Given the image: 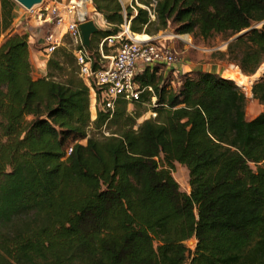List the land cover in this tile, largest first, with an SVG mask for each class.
Here are the masks:
<instances>
[{
	"label": "trees",
	"instance_id": "16d2710c",
	"mask_svg": "<svg viewBox=\"0 0 264 264\" xmlns=\"http://www.w3.org/2000/svg\"><path fill=\"white\" fill-rule=\"evenodd\" d=\"M155 1L91 0L108 25L91 50L125 23L137 41L248 30L224 55L246 76L264 64V0ZM17 6L0 0V264H264V111L246 120L243 86L191 71L172 90L160 66L145 68L138 100L91 119L78 47H59L35 78ZM251 94L264 106L263 80ZM148 107L155 117L138 123Z\"/></svg>",
	"mask_w": 264,
	"mask_h": 264
},
{
	"label": "built area",
	"instance_id": "2783aa9c",
	"mask_svg": "<svg viewBox=\"0 0 264 264\" xmlns=\"http://www.w3.org/2000/svg\"><path fill=\"white\" fill-rule=\"evenodd\" d=\"M90 4L91 0H43L35 6L36 10L33 7L27 11L33 14L32 18L40 25L52 27L62 33V36L55 32L47 33L44 38L43 50L48 58L63 46V33L69 36L74 47H78L74 56L79 77L94 93L95 103L98 92L99 107L112 113L118 99L138 100L141 91L134 81L137 74L145 68L173 65L176 60L168 46L154 43L151 38L137 41L130 37L129 23H125L122 31L115 36L103 38L95 51L86 49L78 26L88 17L86 7ZM155 4L156 1L152 0L151 7L154 8ZM147 11L153 19L152 11L148 8ZM110 52L113 54H109ZM150 115L155 117L153 113Z\"/></svg>",
	"mask_w": 264,
	"mask_h": 264
},
{
	"label": "rangeland",
	"instance_id": "374dc122",
	"mask_svg": "<svg viewBox=\"0 0 264 264\" xmlns=\"http://www.w3.org/2000/svg\"><path fill=\"white\" fill-rule=\"evenodd\" d=\"M132 0H120L123 8H126L131 4ZM80 3V2H79ZM35 10L37 7H34ZM88 19L92 14L91 4L87 7ZM20 14L23 18V26L26 27V31L29 33H34L37 38L44 39L47 33H52V27L46 25H40L37 23L33 14L20 6ZM260 26V24L255 25V27ZM147 36V35H146ZM154 40V43H161L163 45L171 48L173 56L175 57L176 63L173 65H161L159 68V73L165 78L166 83L172 90H176L180 83L181 75L183 71L191 68L192 71H212L217 72V75L232 80L234 83L242 84L244 87H239L246 97V109L245 118L247 121L253 120L260 113L264 111V106L260 105L256 100L252 98L251 88L252 85L257 81H264V64L257 70L253 76H246L241 73L239 68L235 63H232L224 55L227 49V44L229 41H225L221 35H216L207 41H203L199 38H192L189 35H177L175 34L173 27L168 28L165 31L160 32L156 36H147ZM184 38H187L186 40ZM139 39L147 38L141 37ZM138 39V40H139ZM63 46L73 48L74 44L69 36L63 33ZM35 50H42L43 46L41 40L39 43L35 44ZM109 54H113L110 52ZM180 72L182 74H180ZM191 72V71H190ZM235 85H237L235 83ZM249 90V91H248ZM98 103H95L94 93H90V114L91 119L95 118L96 108H98ZM147 113L138 120V123L144 119L152 118L150 115L149 107L147 108ZM133 107H129V111H132ZM82 144L85 142L82 141ZM173 178L179 184L180 190L184 193L189 194V174L188 170L175 163L174 171L172 173ZM196 241L194 239L186 242L187 248L192 252L195 248Z\"/></svg>",
	"mask_w": 264,
	"mask_h": 264
},
{
	"label": "crops",
	"instance_id": "0c3cea01",
	"mask_svg": "<svg viewBox=\"0 0 264 264\" xmlns=\"http://www.w3.org/2000/svg\"><path fill=\"white\" fill-rule=\"evenodd\" d=\"M129 6H131V4ZM90 19L94 20L99 30L108 29V25L104 21L103 16L98 13H95L94 10L92 11V14L90 15ZM12 28H13V33L27 34L28 43H29L30 60H31L32 67H33V75L35 78L44 77L46 75V63H47L48 57L45 55L43 49L41 51L39 49L35 50L36 48L35 44L39 43L40 40H41L42 46L44 47V39H39L34 33H29L26 31V27L23 26V18H22V14H20L19 5L16 7L14 11V20H13ZM52 32H55L56 34H60V32L57 29H52ZM60 35L62 36V33ZM187 71L190 72L192 70L191 68H189ZM205 72L217 74V72H212V71H205ZM182 73H186V71H183ZM182 73L180 72V74ZM152 102H153V99H152Z\"/></svg>",
	"mask_w": 264,
	"mask_h": 264
},
{
	"label": "water",
	"instance_id": "95a60500",
	"mask_svg": "<svg viewBox=\"0 0 264 264\" xmlns=\"http://www.w3.org/2000/svg\"><path fill=\"white\" fill-rule=\"evenodd\" d=\"M19 6L23 7L26 10H30L33 7L39 5L42 3L43 0H14ZM79 31L81 34V39H82V44L83 46L91 50V38L94 34H96L99 31V28L95 24L94 20L92 19H84V22L80 23L79 26ZM248 30H245L243 32H240L233 38L229 40L228 43L233 42L237 40L238 38L242 37L244 34H246ZM133 34V33H132Z\"/></svg>",
	"mask_w": 264,
	"mask_h": 264
},
{
	"label": "bare ground",
	"instance_id": "6f19581e",
	"mask_svg": "<svg viewBox=\"0 0 264 264\" xmlns=\"http://www.w3.org/2000/svg\"><path fill=\"white\" fill-rule=\"evenodd\" d=\"M130 33H131V32H130ZM133 35H135V34H133ZM148 38H149V37H148ZM148 38H147V39H148ZM139 41H144V39H139ZM241 86H243V85L241 84ZM243 87H244V86H243Z\"/></svg>",
	"mask_w": 264,
	"mask_h": 264
}]
</instances>
